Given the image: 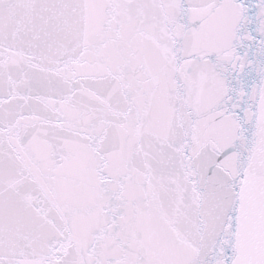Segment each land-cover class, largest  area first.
I'll return each instance as SVG.
<instances>
[{"label":"snow or ice","instance_id":"1","mask_svg":"<svg viewBox=\"0 0 264 264\" xmlns=\"http://www.w3.org/2000/svg\"><path fill=\"white\" fill-rule=\"evenodd\" d=\"M0 264H264V0H0Z\"/></svg>","mask_w":264,"mask_h":264}]
</instances>
